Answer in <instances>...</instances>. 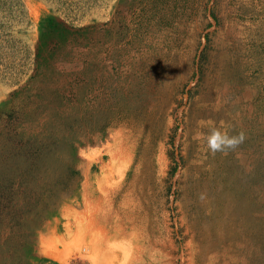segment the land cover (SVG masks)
I'll return each instance as SVG.
<instances>
[{
    "label": "rangeland",
    "instance_id": "obj_1",
    "mask_svg": "<svg viewBox=\"0 0 264 264\" xmlns=\"http://www.w3.org/2000/svg\"><path fill=\"white\" fill-rule=\"evenodd\" d=\"M124 247L264 264V0H0V264Z\"/></svg>",
    "mask_w": 264,
    "mask_h": 264
},
{
    "label": "clouds",
    "instance_id": "obj_2",
    "mask_svg": "<svg viewBox=\"0 0 264 264\" xmlns=\"http://www.w3.org/2000/svg\"><path fill=\"white\" fill-rule=\"evenodd\" d=\"M206 149L212 154L221 153L228 155L230 152L236 151L241 144L247 139L246 133L243 130L230 134L228 131L221 130V128L213 126L209 122V130L203 137ZM203 199V194H201Z\"/></svg>",
    "mask_w": 264,
    "mask_h": 264
},
{
    "label": "bare ground",
    "instance_id": "obj_3",
    "mask_svg": "<svg viewBox=\"0 0 264 264\" xmlns=\"http://www.w3.org/2000/svg\"><path fill=\"white\" fill-rule=\"evenodd\" d=\"M88 139V137L86 138V137H84V138H79V140H81V141H86ZM127 217H129V214H127V211H124V213H123V219H124V222H125V220L127 219ZM156 221H157V219H156ZM157 223H158V221H157ZM159 224V223H158ZM157 233H156V235H158V234H160V232L163 230V227H161V225H159V226H157ZM127 229L125 228L123 231H122V233L126 236L127 235ZM143 246V245H142ZM154 246V245H153ZM156 247V246H155ZM154 247V248H155ZM125 248V247H124ZM161 248V247H160ZM163 248V247H162ZM161 248V249H162ZM160 249V250H161ZM163 250V249H162ZM138 255V254H137ZM136 255V256H137ZM156 255V254H155ZM129 260V254H128V252H127V250H126V248H125V255H124V263L123 264H127V261Z\"/></svg>",
    "mask_w": 264,
    "mask_h": 264
}]
</instances>
